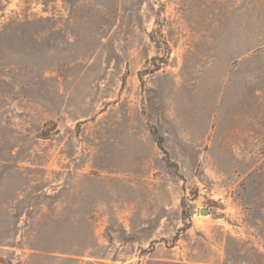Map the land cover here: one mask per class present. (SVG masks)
Wrapping results in <instances>:
<instances>
[{
	"label": "rangeland",
	"instance_id": "374dc122",
	"mask_svg": "<svg viewBox=\"0 0 264 264\" xmlns=\"http://www.w3.org/2000/svg\"><path fill=\"white\" fill-rule=\"evenodd\" d=\"M0 264H264V0H0Z\"/></svg>",
	"mask_w": 264,
	"mask_h": 264
},
{
	"label": "trees",
	"instance_id": "16d2710c",
	"mask_svg": "<svg viewBox=\"0 0 264 264\" xmlns=\"http://www.w3.org/2000/svg\"><path fill=\"white\" fill-rule=\"evenodd\" d=\"M152 134L154 135V137H155V139H156V141H157V143H158V146H159L161 149H163V141H162L161 137H158V136H157V132H156V131H152Z\"/></svg>",
	"mask_w": 264,
	"mask_h": 264
},
{
	"label": "water",
	"instance_id": "95a60500",
	"mask_svg": "<svg viewBox=\"0 0 264 264\" xmlns=\"http://www.w3.org/2000/svg\"><path fill=\"white\" fill-rule=\"evenodd\" d=\"M208 214H209V210H207V209L201 210V215H208Z\"/></svg>",
	"mask_w": 264,
	"mask_h": 264
}]
</instances>
